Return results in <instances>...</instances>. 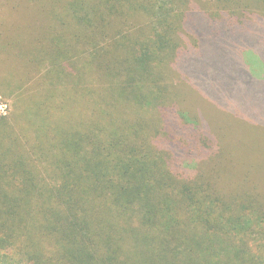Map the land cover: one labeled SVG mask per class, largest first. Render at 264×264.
<instances>
[{"label": "trees", "instance_id": "1", "mask_svg": "<svg viewBox=\"0 0 264 264\" xmlns=\"http://www.w3.org/2000/svg\"><path fill=\"white\" fill-rule=\"evenodd\" d=\"M246 38L264 0H0V96L44 75L71 98L15 105L20 146L0 119L4 264H264V197L221 189L178 82L220 100L211 74ZM197 158L216 162L175 170Z\"/></svg>", "mask_w": 264, "mask_h": 264}, {"label": "rangeland", "instance_id": "2", "mask_svg": "<svg viewBox=\"0 0 264 264\" xmlns=\"http://www.w3.org/2000/svg\"><path fill=\"white\" fill-rule=\"evenodd\" d=\"M45 42L43 41L42 46L46 49L48 44ZM253 44L264 47V39L240 40L232 53L233 70L214 68L216 72L211 74V78L227 83L220 91V100L207 101V81L199 85L200 93L195 92L190 85L189 81L194 83V80H187L186 77L183 83L179 80L178 82L182 85L180 86L183 92V101H180L182 109L189 113L202 114L206 122L203 123L204 128L213 138L214 144L220 145L223 150L218 166L221 172V175L219 174L221 189L229 193L243 187L264 197V48L261 49L263 51L259 59L258 54L249 49ZM230 57L231 55L225 54L223 63H227ZM211 62L212 66L213 60ZM35 83L31 86L21 79L17 82L20 87L15 91L16 94L9 98L4 96L5 99L0 96L1 102L6 106L5 116L0 119L5 122L4 129L10 130L11 135L14 134V137L20 139L19 146L24 144V140L18 135L21 132L19 126L22 124L12 122L13 114L16 112L15 105L22 107L28 105L30 95L37 101H45L46 95H51V101H71L70 86L66 87L55 79L44 78V75L42 80ZM6 93L10 94V90ZM83 101L94 100L86 95ZM178 162L179 160L174 164L175 170L177 164L184 174L192 175L198 169H210L216 161L205 167L201 164L200 158L181 164ZM229 246L235 247V243ZM4 251L5 249H0V264H4L6 260L2 256Z\"/></svg>", "mask_w": 264, "mask_h": 264}, {"label": "built area", "instance_id": "3", "mask_svg": "<svg viewBox=\"0 0 264 264\" xmlns=\"http://www.w3.org/2000/svg\"><path fill=\"white\" fill-rule=\"evenodd\" d=\"M1 97H0V117L5 116V111H6V106L1 102Z\"/></svg>", "mask_w": 264, "mask_h": 264}]
</instances>
